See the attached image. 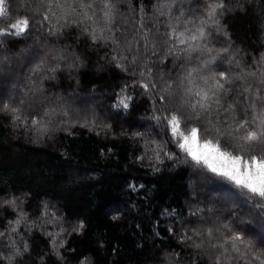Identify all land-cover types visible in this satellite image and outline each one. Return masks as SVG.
<instances>
[{"label":"trees","instance_id":"1","mask_svg":"<svg viewBox=\"0 0 264 264\" xmlns=\"http://www.w3.org/2000/svg\"><path fill=\"white\" fill-rule=\"evenodd\" d=\"M28 2L32 4L33 0ZM88 2L91 0H85ZM239 2L247 11L230 12L222 20L230 41L223 34L213 32L212 46L220 48L231 43L242 66H247L252 65L253 57L264 52V0ZM5 3L10 4L14 13L22 15L25 11V0H5ZM114 3L116 37L121 45L133 42L132 51L125 53L128 59L122 62L129 68L128 72L117 68L111 60L113 44L105 46L103 41L93 44L82 34L86 26L91 30V21L79 26L72 23L51 36L48 27L34 28L30 35L18 38L15 45L6 41L0 47V61H4L0 63V99H8L13 93L20 96V90L24 92L20 98L28 93L26 99L29 102L34 99L38 109L43 106L41 100L53 103L58 97L64 100L71 97L69 104L73 108L78 109L83 100L95 102L99 108V125L89 129L82 127L85 123L79 124L78 119L63 115L67 106H61V112L47 106L55 109V114L50 117L49 130L43 138L23 125L13 126L10 116L0 113V202L13 196L23 201L22 204L17 201L20 207L16 211L10 206H0V232L8 233L0 238V264H40V256L51 252L46 233L55 234L61 227L67 228L78 221L85 227L78 234L65 235V247L61 249L64 260L48 254L43 264H77L85 256L91 264H169L166 253L171 252L181 253L182 264H192L197 254L199 264H212L209 255L215 253L209 250L205 254L203 249L197 253L196 249L181 244L179 236L184 232L192 235L193 228L207 227L217 217L232 213L244 217L247 223L243 227L252 232L260 250L264 218L258 213L248 214L246 205L237 206L238 201L234 203L235 197L224 182L207 184L221 191L225 203L219 198L211 200L205 193L208 190L205 185L200 188L201 195H196L194 184L202 174H197L191 162H183L184 154L169 141L170 134H166L163 124L152 118L162 113L154 111L152 100L134 84V80L141 79L139 72L143 70L144 79L155 81L160 88L173 84L172 91H177L187 68L200 64V56L195 53L191 63H186L179 51L165 58L167 45L163 41L167 39L165 33L170 31L168 25H178V30L183 31L184 18L177 19L180 12L194 14L203 0L200 4L197 0H168L175 5L171 18L168 7H154L164 0H143V28H140L141 0H114ZM231 3L236 6V0ZM94 8L99 18L101 0H95ZM87 11L92 14V9ZM76 12L70 17L73 21L82 18L78 6ZM55 23L54 18L52 24ZM144 32L150 33L146 48V42L141 39ZM152 41H156L155 49ZM133 55L138 56L137 65L130 64ZM17 56L27 64L16 68L14 57ZM54 56L60 59H53ZM42 59L46 61L44 70L34 75L31 69ZM57 64V72L47 71ZM133 69L137 73L135 77L131 75ZM4 74L17 75L8 85L4 79L8 75ZM247 82L256 83L251 78ZM125 86L126 92L121 93ZM244 86V81L235 82L233 99L241 95ZM33 88L42 90L40 101L32 96ZM153 93L156 107H161L157 90ZM116 94L132 97L128 110L112 107ZM25 109L29 110L27 105ZM152 140L157 143H151ZM165 141L169 142L164 144ZM161 144L165 152L179 158L169 159L161 153L157 160L153 149ZM210 208L215 209L216 215L209 214ZM21 210L26 215L20 224H9L18 218ZM113 216L119 219L113 220ZM12 227H16L15 233L10 231ZM169 229L174 232L170 233ZM257 231L260 239L254 234ZM194 239L199 242V238ZM13 241L21 248L27 242L30 254L10 262L7 257L12 252Z\"/></svg>","mask_w":264,"mask_h":264},{"label":"snow or ice","instance_id":"2","mask_svg":"<svg viewBox=\"0 0 264 264\" xmlns=\"http://www.w3.org/2000/svg\"><path fill=\"white\" fill-rule=\"evenodd\" d=\"M101 2L102 9L100 17L97 18L95 0L88 3H85V0H38V3L33 0L32 4L25 0V11L22 15L14 13L10 4L6 6L5 0H0V37L3 38L0 39V47H3L6 41L10 45H15L18 38L30 35L34 28L48 27V35L51 36L61 33L72 23L79 26L85 21H91V30L86 26L82 34L87 35L93 44L100 41H103L105 46L108 43L113 44L115 47L111 60L115 62L117 68L128 72L129 68L122 62L128 59L125 53L132 51L133 42L120 44L116 37L118 30L114 28L116 3L114 0ZM197 3L200 4L201 0H197ZM77 6L82 12V18L73 21L70 17L78 14ZM158 6L168 7L169 18L172 17L174 3L169 4L168 0H164L163 4L154 5ZM87 9H92L91 15ZM237 10L247 11L239 0H236L235 7L232 6L231 0H203L201 7L194 14L181 11L177 19L183 17L185 27L183 31H179L178 25H168L170 31L165 33L167 39L163 41V44L167 45L165 58L179 51L184 54L186 63H191L195 53L200 56V64L187 68L186 74L180 79L177 91H172L173 84H166L160 88L155 81L144 79L143 70L139 72L141 79L134 80V84L143 89V93L152 100L154 111L162 113L152 118L157 124H163L166 134H170L169 141L174 142L184 154L183 162H191L197 174H202L205 182L226 183L228 191L235 197L234 203L238 201L237 206L246 205L248 214L258 213L264 218V52L260 53L259 57H253L252 65L242 66L240 58L231 49V43L220 48L212 46L213 32L216 35L223 34L230 41L222 20L228 13ZM140 13V28H143L145 13L143 0L140 4ZM37 16L39 19H36ZM54 18L55 25L52 24ZM141 39L146 42V48L150 33H142ZM136 43L138 44L139 40ZM152 45L155 49L156 41H152ZM116 49L122 51L117 52ZM53 59L60 57L54 56ZM137 63L138 56L133 55L130 64ZM45 64L46 61L42 59L31 69L32 73L35 75L43 71ZM224 64L228 67H224ZM58 69L59 64L48 67L47 71L54 74ZM131 75L133 77L137 75L135 69ZM249 78L256 81L255 85L247 82ZM236 81H244L245 86L241 95L233 99L232 94L235 91L233 85ZM126 88L127 86L122 88L121 93H125ZM153 90H157L161 107H156ZM41 94V89H32L33 97ZM27 96L28 93H25V97L17 101L13 93L8 99H0V113L10 116L13 126L23 125L26 130L33 131L38 138H43L49 130L50 117L55 114V109L47 106L38 109L36 101L33 99L29 102ZM131 100V96L116 94L112 107L117 110L121 108L128 110ZM39 103L44 105L43 100ZM26 104L29 109L27 111ZM135 135L140 136L141 133ZM169 141H165L164 144ZM150 142L157 143L155 140ZM164 144L153 149L156 159L160 160L161 153L169 159H178V156L164 151ZM18 200L23 203L20 197L13 196L0 202V206H10L16 211L20 207ZM208 212L216 215L214 208L208 209ZM25 215L21 210L18 218L9 221V224H20ZM112 219L118 220L119 216H113ZM246 223L244 217L236 213L217 217L216 221L207 227L193 228L192 235L184 232L179 236V241L196 249L197 253L201 249L205 254H209V250L215 253L214 256L209 255L212 264H264V238L260 239V250H257L252 232L243 227ZM84 227V223L78 221L67 228L61 227L55 234L46 233L51 252L45 255H55L58 260L63 261L61 249L65 247V235L78 234ZM10 231L15 233L16 227H12ZM169 232L172 233L174 230L169 229ZM6 235L7 232H0V238ZM248 236H253V239H246ZM194 237L199 238V242ZM189 241L190 244L187 243ZM25 254H30L29 244L25 242L21 248L13 241L12 252L7 259L10 262L16 261L17 258L22 260ZM45 255L40 256V264H43ZM166 258L169 264H182L180 252L166 253ZM77 264H91V261L85 256L78 259ZM192 264H199V254L193 256Z\"/></svg>","mask_w":264,"mask_h":264},{"label":"rangeland","instance_id":"3","mask_svg":"<svg viewBox=\"0 0 264 264\" xmlns=\"http://www.w3.org/2000/svg\"><path fill=\"white\" fill-rule=\"evenodd\" d=\"M14 59L16 60L15 61V64H14L16 66V68L17 67L20 68L21 66H24V65L27 64L26 61H23L20 57L18 58V56L17 57H14ZM3 62L0 61V63H3ZM7 64L9 65L10 63H7ZM4 75H6V74H4ZM7 75H6L7 76L6 78H4V76H2V77L7 80L8 85H9V83H11L12 81H14V76H16L17 74L10 75V76H9V74H7ZM7 87H9V86H6V88ZM18 91H19V94H21L20 96L22 97V94H24V92L23 91H20V90H18ZM0 93H2V92L0 91ZM17 95H16V98H17V101H19L20 96H17ZM41 96L42 95H37L36 96L37 99H38V101H40V97ZM71 99L72 98L70 97V99L64 100L63 98L58 97L56 99V101H54L53 103L44 100L46 102H44V105L43 106L56 107V111H60V112L63 110V108H60L61 106H67L66 109L63 110V115H65V113H66L65 116H69L70 115V117L72 119H78V123L79 124H84L85 123L84 126L88 127L89 129L91 127H94V126H98L99 125L98 124V122H99V116H98L99 108L97 107V105L95 104V102H92L90 100H87L86 101V100L81 99L84 102L83 103L82 102H79L80 106H77L78 107V109H77V108H73L72 107V103L69 104V100H70V102H72ZM87 99H89V98H87ZM196 179H197L196 180V183L194 184V189H195L194 192L196 193V195L202 193L200 188L203 185H205L206 188L208 189V190H206L205 193L208 196H210V199L211 200L214 199V198H215L214 200H216L217 198H219V200L221 202L225 203L224 200H223L224 199V195L221 193L220 190L215 189L216 187H214L213 185L207 184V182H205L203 180L202 176H198V177H196ZM210 199H208L209 200V203H211L210 202ZM254 234L256 235V238L257 239H260L261 238L260 233L258 231L255 232Z\"/></svg>","mask_w":264,"mask_h":264}]
</instances>
